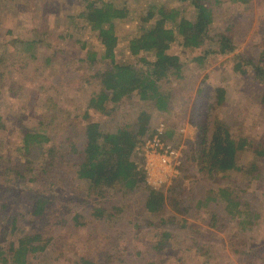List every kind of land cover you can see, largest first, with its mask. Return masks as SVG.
<instances>
[{
	"label": "trees",
	"instance_id": "1",
	"mask_svg": "<svg viewBox=\"0 0 264 264\" xmlns=\"http://www.w3.org/2000/svg\"><path fill=\"white\" fill-rule=\"evenodd\" d=\"M176 1L191 3L196 10L195 17L188 19L176 9L166 11L160 4L150 3L143 22H153L152 26L130 43V52L134 56L151 54L152 59L147 56L139 59L141 67L117 61L120 39L116 23L127 18L129 11L117 8L107 0H92L83 14L104 47L102 54L87 49L86 58H74L76 56L73 55L69 59L71 53L56 51L54 56L46 59L47 64L63 60L69 65L65 86L77 91L92 90L87 104L84 107L79 105L74 112L59 109L50 116L51 107L48 106L40 126L23 134L21 157L15 161L7 159L5 164L10 167L0 163L1 208L9 210L19 195L30 192L35 217L28 228L23 222V214L16 210L11 212L4 236L19 232L22 237L17 244L11 241L6 246L0 245V264H53L54 259L46 258L50 246L54 248L50 255L63 257L68 246L77 248L72 241L78 240L74 236L85 226L88 245L70 261L71 264H137L143 261L141 250L129 242L124 249L117 247L115 239L102 247L91 245L99 230L113 238L122 232L130 236L132 230L133 233L145 229L157 231L152 250L158 256V262L156 259L148 264H164L165 252L174 242L178 243L180 250L194 251L205 260L209 255V243L202 236L206 233L198 221L205 222L211 234H214L213 230L226 234L227 242L237 256H257L264 263V251L247 249L254 225L262 219L260 205L253 206L246 200L241 202V190L235 187L237 182L232 178L234 173L240 172L245 178L252 177L248 181L251 184L255 179L264 184V167L257 164L244 172L238 157L242 150L257 146L255 153L264 163V138L260 142L238 139L235 129L219 125L216 121L219 111L229 102L226 87L210 86L207 75L198 84L210 58L230 56L228 59L234 64V71L249 75L250 79L264 86V54L253 51L252 47L238 52V45L232 38L235 33L231 36L226 31L216 32L215 6L211 0ZM231 1L245 6L251 2ZM169 23L177 32L168 26ZM231 25H234L232 20L227 32H233ZM67 37L65 35L63 39ZM179 37L183 46L192 51L209 44L201 55L192 58L198 65L195 69H190L189 62L180 56L169 53ZM39 43L41 39L28 40L22 45L33 52L31 57L35 59V47ZM82 47L86 48L87 44L82 43ZM76 62H80L78 67ZM96 62L107 63V67L103 71L97 70ZM82 63L88 64L90 72L81 67ZM24 68L30 74L29 67L25 65ZM62 68L59 70L61 74L65 72ZM185 92L190 95L188 104L192 105L187 115L189 123L198 131L195 141L184 139L180 132L187 118L186 112L183 118L175 112L178 106L174 102L182 99L179 95ZM261 103L264 105V95ZM92 112L110 117L112 127L103 131L97 123L91 122ZM54 122L63 127L59 145L54 143L48 132L56 128L52 126ZM161 124L165 126L163 139L167 144L181 148L184 141L186 148L182 149L179 176L168 187L155 189L146 182L137 146L153 137ZM48 142L51 145L47 147L45 144ZM41 155L48 159L42 170L43 174L50 175V181V168L55 162L63 166L64 172H72L68 191L58 181H54L52 188L40 183L37 189L11 182L12 173L26 181L23 178L26 169L31 170ZM60 185H63L62 194L56 195V187ZM90 200H95V203L91 204ZM64 258L68 259V256ZM245 260L250 264L254 262V259Z\"/></svg>",
	"mask_w": 264,
	"mask_h": 264
},
{
	"label": "rangeland",
	"instance_id": "2",
	"mask_svg": "<svg viewBox=\"0 0 264 264\" xmlns=\"http://www.w3.org/2000/svg\"><path fill=\"white\" fill-rule=\"evenodd\" d=\"M91 1L0 0V155H3V157L0 156V163L4 167H10L5 164L7 159L15 161L21 157L19 152L23 134L30 129H37L40 126V122L48 106L51 107L49 115L54 116L59 109L72 110L74 112V109H78L79 105H83L84 107L87 104L86 101L92 89L86 88L82 91H77V89L68 85L65 86L64 78L68 73L66 71L69 65H66L63 60L61 63L64 65L53 62L47 64L46 59L54 56L56 51L64 52L65 54L71 53L68 56L69 59L73 55L76 56L74 58H86L87 49L97 51L100 54L104 52V47L99 42L97 33L91 30L83 16L86 6ZM107 1L117 8L129 11L127 18L116 23V32L120 39L116 54L117 61L121 64H137L138 67L142 66L139 59L145 56L152 59L151 54L141 53L140 56H134L130 52V43L138 39L146 29L152 26L153 22L149 24L143 22V19L147 16L150 3L160 4L166 11L176 9L181 13L182 17L188 19H193L196 14V10L191 3H180L176 0ZM211 3L216 7H214V25L217 33L226 31L231 36L235 33L232 38L238 45V52L252 47L253 51L264 54V49L262 50L264 48V0H251L246 6L231 0H211ZM230 20L234 23V25H231V29H233L232 33V30L227 32ZM168 26L174 28L177 32L173 24L169 23ZM65 35L68 36L66 40L63 39ZM38 39H41V43L35 47L37 51L36 57L33 59L31 57L33 52L27 51L25 45H22V43L28 40L37 41ZM84 42L87 44L86 48L82 47V43ZM208 45L207 43L201 49L192 51L190 48L183 46L179 37L172 45L169 53L180 56L183 60L189 62V68L195 69L198 65L193 62L192 58L197 57L199 54L201 55L209 48ZM229 57L216 56L210 58L207 61L208 66L202 72L198 84H200L203 76L207 75L209 76L207 81L210 86L221 85L226 87L229 101L228 106L219 111L220 113L216 121H218L219 125H228L233 130L235 129L234 133L238 135V139L246 138L252 142H260L264 138V105L261 103L264 95V86L253 78L250 79L249 75L243 76L238 71H234V64L228 59ZM25 65L29 67L30 74L28 69L24 68ZM79 65L80 62H76V67ZM61 67L65 71L63 74L59 72ZM81 67L89 70L87 63H82ZM95 67L97 70L103 71L107 67V63L96 62ZM59 81L61 82L59 83ZM189 96L187 92L181 93L179 97H182V99L175 100L174 105L178 106L175 112L181 114L182 118L184 117V111L186 112L187 118H185L184 126L180 130L184 135V139L187 138L195 141L198 131L196 126L189 123V116H187L192 109V105L188 104ZM191 103H194V99L191 100ZM73 116L75 115L73 114ZM90 120L97 123L103 131L109 130L113 125L110 117L98 112H92ZM77 121L83 122L80 119ZM52 126L56 128H51L48 131L49 135L54 139V143L59 145L58 140L62 136L63 127L58 126L56 122ZM145 141L146 139L137 146V154L142 159L143 164L141 167L143 168L147 162L146 156L144 157L145 150H143ZM183 142H181V148L169 145L178 149L181 155H183L182 149L186 148ZM50 145L51 143L49 142L45 144L47 147ZM248 148V150L244 149L239 152L238 156L242 163L243 171L246 172L257 164H261L264 167V163L258 159L255 153L257 146H249ZM47 161L46 156H38L31 166L32 169H26L24 173L23 178L26 181L22 180V177L18 174L12 173L10 175L11 182H17L19 185L26 184L28 189H30V187H38L40 183L46 186L51 185L52 188L54 181H58L62 182L68 191L69 184H71L70 182L73 179L72 172L68 170L64 172L63 166L55 162L50 168V172L52 173V180L50 181V175L43 174L42 170L46 166ZM253 175L255 176L256 173ZM178 176L179 174L160 188L168 187ZM232 178L237 182L235 183L237 185L235 187L241 190V202L246 200L251 205L253 204V206L260 205L262 219L260 223L254 225L247 249L264 251L263 181L255 179L251 184L248 181L252 177L246 176L245 178L240 172L234 173ZM63 185L56 187V195L62 194ZM74 189L76 192L77 189ZM79 192L84 193L85 191L79 190ZM30 194V192H24L19 195V198L9 210H4L0 204L1 246H6L11 241L17 244L22 237V234L19 232L4 236V228L8 218L12 215V211L16 210L24 215L23 222L25 223V227L29 228L33 224L35 217L32 214L33 206ZM55 194L53 195L55 196ZM90 203H95V200H90ZM188 218L194 222L190 217ZM198 223L206 233H202V236L209 243V249L207 248L209 255L207 258L202 260L201 256L194 251L180 250L178 243L174 242L165 252L166 258L163 260L164 264H250V261L245 260L246 258L249 260L254 259L253 264H264L262 258H257V256L253 258L247 255L242 257L237 256L232 252L231 245L227 242L226 234L215 230H213L214 234H211L205 222L198 221ZM86 232L87 227L85 226L80 229V233L74 236V239L78 240L72 242L77 244V248L75 245H73V249L68 246V251H66L65 255L56 258L50 255V251L52 252L54 249L53 246H50L46 258L54 259L53 264H71L70 261L77 254L80 255L88 245V241L85 240L88 238ZM133 232L132 230L130 236L122 232L113 238L109 237L111 235L107 236L105 232L99 230L91 245L102 247L103 244L111 243L115 239L117 240V247L124 249L129 242L132 247L134 246L136 249L141 250L143 254V261L140 260L137 264H148L149 261L152 262V260L156 259L158 262V256L152 250L157 240L155 237L157 231L145 229L137 233ZM79 237L81 238L79 239ZM65 256H68V259H65Z\"/></svg>",
	"mask_w": 264,
	"mask_h": 264
},
{
	"label": "built area",
	"instance_id": "3",
	"mask_svg": "<svg viewBox=\"0 0 264 264\" xmlns=\"http://www.w3.org/2000/svg\"><path fill=\"white\" fill-rule=\"evenodd\" d=\"M164 134L165 126L161 124L157 133L146 139L143 149L147 159L144 167L146 180L155 189L177 176L181 165V153L164 141Z\"/></svg>",
	"mask_w": 264,
	"mask_h": 264
}]
</instances>
